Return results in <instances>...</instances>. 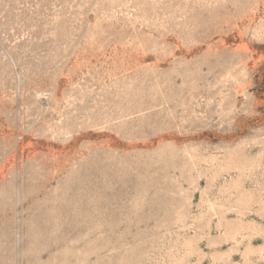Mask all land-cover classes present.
I'll return each instance as SVG.
<instances>
[{"label":"rangeland","instance_id":"1","mask_svg":"<svg viewBox=\"0 0 264 264\" xmlns=\"http://www.w3.org/2000/svg\"><path fill=\"white\" fill-rule=\"evenodd\" d=\"M0 264H264V0H0Z\"/></svg>","mask_w":264,"mask_h":264}]
</instances>
